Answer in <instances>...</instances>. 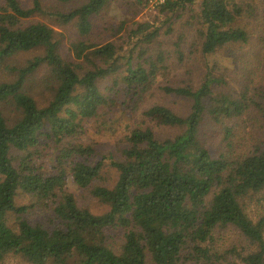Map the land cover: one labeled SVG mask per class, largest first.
Returning a JSON list of instances; mask_svg holds the SVG:
<instances>
[{"label":"trees","instance_id":"16d2710c","mask_svg":"<svg viewBox=\"0 0 264 264\" xmlns=\"http://www.w3.org/2000/svg\"><path fill=\"white\" fill-rule=\"evenodd\" d=\"M79 1H0V71L34 53L0 82V264H264V0H167L158 25L118 27L98 19L149 0ZM38 15L74 33L66 53ZM216 55L244 64L238 92ZM119 114L111 178L86 138Z\"/></svg>","mask_w":264,"mask_h":264},{"label":"rangeland","instance_id":"374dc122","mask_svg":"<svg viewBox=\"0 0 264 264\" xmlns=\"http://www.w3.org/2000/svg\"><path fill=\"white\" fill-rule=\"evenodd\" d=\"M1 1V0H0ZM25 2L31 3V0H23ZM43 3V6L46 7L45 10L55 12L57 8H59L60 11H68L70 8L75 7V6H67V5H60L57 6L54 2V0H41ZM82 0L79 2L75 3L74 5H78ZM55 10V11H54ZM137 15L132 14L131 16L126 15V12L124 11L123 8L118 5L117 3H114L111 5L110 10L105 13L103 18H99L98 21H102L104 19V23L106 24L107 22H110L113 24L115 27H118L121 21L126 22L130 26H135L134 23H151V24H159V22H162L164 20V16H161L158 12V9H152L150 7H146L144 9H139L137 10ZM32 22L34 21H42L46 24H48L50 27L54 28L56 31L61 32L63 37H60L62 39V47L64 52L66 53V50L69 47L70 42H72L75 38L74 33L63 30L60 28L53 20L48 18L47 16H41L38 15L35 18L31 20ZM184 23V20H176L175 24L178 27H182ZM110 41H115L119 44H122L126 42L127 40L125 37H123V32L118 34L117 36L113 37L112 39H109ZM254 42H252V45L249 46L248 48H245V52L247 51V56L252 57L254 53H257L255 51L254 47ZM34 53H27L25 55H21L17 57L16 59H13L9 61V65L5 66L7 68H2L0 71V82H3L4 80L7 81H12L14 79L13 73L9 71L10 68H12V64L15 66H19L22 64H25L29 59L33 57ZM209 63L214 65V70L215 74L217 75H224L226 76L227 81L230 84V87L234 89V91H239L240 86L243 81V66L242 62L238 64H234V60L228 56H221V55H216L215 57H212L209 59ZM43 77V73H38L34 76L35 80H40ZM217 91H223L225 88H216ZM38 99H44L43 97L40 96ZM131 115V114H130ZM130 115H124V114H119V119L120 122L117 123L116 128L113 130H108L107 125L104 126V128L98 129V128H88L87 132V138L86 141L87 143H92L96 146L97 150V160L99 161H104L106 167L104 169L106 175L108 177L113 178L114 173L110 167V163L112 161V156H116L119 153L120 150V139L125 132L126 129V124L128 121L133 122L132 120L134 119V116ZM114 121V120H113ZM130 122V123H131ZM114 126V127H115ZM35 166L37 170L39 171L38 173H48L51 171L52 168V162L51 159H46L44 162L42 161H36ZM72 191L74 189L72 188ZM78 198L80 199L79 201L82 203V205L87 206L90 208L95 213H101L103 212L104 208L102 206H99L95 201L91 200L88 197H85L83 195V192L81 194L79 192H75ZM20 205H27V200H21L19 201ZM29 205V204H28ZM30 221L32 222H41L44 223L45 225L49 226L51 222L53 221V218L48 215L47 212H44L40 208H32L30 209ZM114 235V234H113ZM228 240L234 239V234H229L227 236ZM9 264H15L17 263L16 261H10L8 262Z\"/></svg>","mask_w":264,"mask_h":264},{"label":"built area","instance_id":"2783aa9c","mask_svg":"<svg viewBox=\"0 0 264 264\" xmlns=\"http://www.w3.org/2000/svg\"><path fill=\"white\" fill-rule=\"evenodd\" d=\"M167 0H149L148 7L152 9H160Z\"/></svg>","mask_w":264,"mask_h":264}]
</instances>
